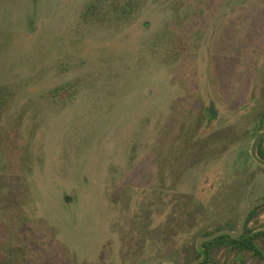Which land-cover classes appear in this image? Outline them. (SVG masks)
<instances>
[{
  "label": "rangeland",
  "instance_id": "obj_1",
  "mask_svg": "<svg viewBox=\"0 0 264 264\" xmlns=\"http://www.w3.org/2000/svg\"><path fill=\"white\" fill-rule=\"evenodd\" d=\"M123 6L0 0V254L14 264L194 251L264 196V0Z\"/></svg>",
  "mask_w": 264,
  "mask_h": 264
},
{
  "label": "flooded vegetation",
  "instance_id": "obj_2",
  "mask_svg": "<svg viewBox=\"0 0 264 264\" xmlns=\"http://www.w3.org/2000/svg\"><path fill=\"white\" fill-rule=\"evenodd\" d=\"M258 117H259V119H258L259 128H261V127H263V128H261L262 129L261 131L260 130L258 131L256 137L262 131H264V119L261 118L262 116H260V114L258 115ZM261 143L263 144L264 140ZM257 152H258V150H257ZM257 156H258L259 160L264 163V153L262 155L258 154ZM255 162L258 165L264 167V165L258 163L257 161H255ZM263 199H264V196L256 199L255 201L263 200ZM255 201H253V202H255ZM260 209H264V205L257 207L253 211V212H255V215ZM239 223H240V221H239ZM238 227H239V224H238ZM238 227L236 230H233V228H232L229 231L236 232L238 230ZM218 231H221V230H217V231L211 233V235L215 234ZM247 234H248V236L253 238L254 251H249L244 246V238ZM211 235H209V236H211ZM203 236H207V235H203ZM203 236H201L200 238H202ZM262 237H264V229L262 230V228H261V229H257L256 231H251L249 229V227H247V223H246L243 235L240 237V239L235 240V241H240V247H238V248H234L232 246H229L228 243H224L223 245L229 246L227 251H221V248L219 249L215 246L214 247L211 246L208 248L203 247L202 249L195 246L194 251H172L171 253H167V254H165L163 251H161L155 257H152L151 259L146 260L144 262V264H147L148 262L153 261V260H163L164 261V262H161L158 264H194L195 262H199L198 264H247L246 263L247 258H248L247 256H250V258H252L253 261L257 262V264H264V243H263V247L260 244ZM217 239H215V240H217ZM232 240H234V239H232ZM214 241H211V242H214ZM205 243H210V242H205Z\"/></svg>",
  "mask_w": 264,
  "mask_h": 264
},
{
  "label": "water",
  "instance_id": "obj_3",
  "mask_svg": "<svg viewBox=\"0 0 264 264\" xmlns=\"http://www.w3.org/2000/svg\"><path fill=\"white\" fill-rule=\"evenodd\" d=\"M264 140V131H262L253 141L252 146H251V156L252 158L257 161L258 163L264 165L262 161L259 160L257 156V149L261 142ZM264 205V199L263 200H258L253 202L251 205H249L246 210L244 211L242 218L239 223L238 230L236 232H232L229 230H221L216 232L215 234L208 236V237H202L198 240V246H202L205 242H211L214 241L215 239L222 237V236H229L234 240L240 239V237L244 233L245 225L248 221V218L250 217L251 213L259 206ZM164 262L163 260H153L148 262L147 264H158ZM199 262H195L194 264H198Z\"/></svg>",
  "mask_w": 264,
  "mask_h": 264
},
{
  "label": "trees",
  "instance_id": "obj_4",
  "mask_svg": "<svg viewBox=\"0 0 264 264\" xmlns=\"http://www.w3.org/2000/svg\"><path fill=\"white\" fill-rule=\"evenodd\" d=\"M128 0H115V4L114 2L112 3V0H104V2H109L110 3V9L113 10V11H119L122 6L124 4L127 3ZM135 2L136 0H131V4H132V7L135 6ZM106 4V3H105ZM129 4V3H128ZM118 5H120L121 7L119 8ZM124 7V6H123ZM262 129H260L261 131ZM258 154L259 155H262L264 153V143L260 144L259 147H258ZM257 154V155H258ZM262 159V158H261ZM255 216V212H253L251 214V216L249 217L248 219V222H247V227H248V224L251 222V220L253 219V217ZM211 235V234H209ZM209 235H207L206 237H208ZM224 243H228L229 246H232L234 248H238L240 247V241H235V240H232L230 237L228 236H223V237H220L218 238L217 240H215L214 242H210V243H204L202 246H198V244H196V246L200 249H202L203 247H214L216 244L218 245H223ZM244 246L247 250L249 251H254V243H253V238L248 236V234L245 236L244 238ZM13 252V251H12ZM14 253V252H13ZM12 257H10V255L7 257L5 252L4 253H1L0 254V264H14L15 263V259L16 257L13 258V254L11 255Z\"/></svg>",
  "mask_w": 264,
  "mask_h": 264
}]
</instances>
